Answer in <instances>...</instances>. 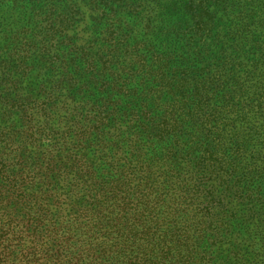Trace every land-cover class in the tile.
<instances>
[{
	"label": "rangeland",
	"instance_id": "374dc122",
	"mask_svg": "<svg viewBox=\"0 0 264 264\" xmlns=\"http://www.w3.org/2000/svg\"><path fill=\"white\" fill-rule=\"evenodd\" d=\"M22 151L0 264H264V0H0V162Z\"/></svg>",
	"mask_w": 264,
	"mask_h": 264
},
{
	"label": "trees",
	"instance_id": "16d2710c",
	"mask_svg": "<svg viewBox=\"0 0 264 264\" xmlns=\"http://www.w3.org/2000/svg\"><path fill=\"white\" fill-rule=\"evenodd\" d=\"M30 129H31V126L28 127V131ZM2 139H3V136H2ZM3 140L6 143V146H11L12 147L13 144H14V142L12 141V138L7 137V138H5ZM243 145L244 144H242L241 146L243 147ZM26 150H28V148ZM216 152L217 151L214 150V152L212 154L205 155V161H206V164L209 163L210 167H214V170L215 171H220L219 174H221V170H223L224 166L219 163V159L220 158L215 156ZM28 156H31L30 152L28 153V151H24V152L22 151L21 153H16V155L14 156V159H13V161H11V163H9V162L6 163L4 161H1L0 162V178L2 180H4V181H10L12 183V185L14 187H16L17 185H16V183H14L12 171H15V168L17 166L28 165ZM258 160H260V159L258 158ZM225 166H226V164H225ZM228 170L231 171V168L229 167ZM251 171L254 174H259V173H263L264 174V163L261 162L259 164H256L255 167L251 168ZM223 174H224V176H227V173L223 172ZM23 178L24 179L28 178L29 180H27V181H30L32 183L36 179H38V174L34 173L33 171H31L29 169H27L26 174L24 175ZM263 188H264V186H263ZM195 192H199V190H196ZM196 194L197 193H195V196H196ZM149 201H150V197L149 196H145V197H142L141 201L139 202V204L143 207L142 209L147 211L148 214H150V212L153 209V206L150 209H148ZM214 203H216L217 206L224 207V199L220 198V199H217L216 201L211 199L209 204L206 206V209L208 211L213 210L214 207H215ZM144 218H146V217H144ZM6 235H7V233H2V235L0 237V239L4 240V250L7 249V245L9 244L7 242L8 239H5ZM67 248H69L70 250H75L76 249V247L74 245H71V246H69ZM39 249H41V246H40ZM153 249H155V247H152V249H151L152 251L150 252V254L154 253ZM45 255H48V253H45ZM166 255H169V251L161 253L158 256V258H162L163 256H166ZM41 259H42V257H40L38 255L37 249L36 248H32V251H30V252H28L26 254L24 262H25V264H40L39 262H40ZM57 262H59V259L56 260L55 264H58ZM80 263H81L80 261H76V264H80ZM134 264H141V262H138V263L135 262Z\"/></svg>",
	"mask_w": 264,
	"mask_h": 264
}]
</instances>
